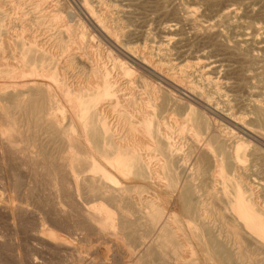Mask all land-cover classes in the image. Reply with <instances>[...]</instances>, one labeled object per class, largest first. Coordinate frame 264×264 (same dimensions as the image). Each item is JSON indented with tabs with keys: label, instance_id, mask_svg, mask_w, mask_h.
Listing matches in <instances>:
<instances>
[{
	"label": "bare ground",
	"instance_id": "obj_1",
	"mask_svg": "<svg viewBox=\"0 0 264 264\" xmlns=\"http://www.w3.org/2000/svg\"><path fill=\"white\" fill-rule=\"evenodd\" d=\"M41 2L46 0H35L36 7ZM1 7L0 77L19 86L3 92L0 82V171L8 190L0 192V212L10 225L17 213L31 215L37 229L29 239L59 255L75 253V264H91L75 245L89 229L109 254L113 245L119 248L118 254L111 251L116 260H105L108 264L119 262L122 252L132 254V264H264V204L239 178L246 155L242 137L264 144L260 131L234 113L211 107L209 96L186 81L188 62L136 57L135 48L117 42L104 18L85 3L81 14L94 36L81 32L79 38L70 37L65 27L48 39L29 31L31 23L60 20L59 9L23 17L21 31L9 33ZM95 36L105 40L117 73L111 74L104 60L87 58ZM124 60L138 70L137 79ZM76 63L85 76L69 80ZM198 63L193 65L198 76L213 83ZM218 87L213 92L221 96ZM62 100L67 119L60 115ZM253 105L249 122L263 127L264 106ZM183 107L187 112H179ZM182 135L192 143L191 165L180 153L177 137ZM249 155L264 162V152L254 148ZM143 178L169 182L175 200L167 202L151 190L145 191L147 198L137 197ZM37 188L43 196L33 208L27 200L10 198V192L32 198ZM48 219L66 220L78 232L66 238L46 224Z\"/></svg>",
	"mask_w": 264,
	"mask_h": 264
},
{
	"label": "rangeland",
	"instance_id": "obj_2",
	"mask_svg": "<svg viewBox=\"0 0 264 264\" xmlns=\"http://www.w3.org/2000/svg\"><path fill=\"white\" fill-rule=\"evenodd\" d=\"M0 2L3 6L1 8L8 14L6 18L8 20H5V24L7 23L5 27L9 29V33L14 31L13 33L15 34L21 31V19L23 17L32 19L40 16L42 13L49 14L50 9H59L61 14L60 20L49 21L44 19L41 23L42 25L30 24V32H33V30L37 34L41 32L43 36L47 37L46 39L50 37V34L54 36L58 30L64 27L68 29V35L72 38H79L81 32L94 36L92 35L94 34L92 28L81 14V4H87L88 7L92 8L93 13L101 15L104 18V23L107 27H110L113 36L117 37L115 39L116 41L118 40L117 42L135 48L136 53L134 52V55L136 57L149 56L155 61L159 60L162 63L171 61L180 65L188 62L190 67L185 69L186 71L183 73L187 76L186 81L192 83L197 89L203 90V93L209 96L206 98L211 107L222 114L234 113L235 117L242 118L247 122L249 128L255 131L258 130L264 135V126L254 127V124L249 122L254 117L255 106L253 102L264 106V80L262 81L264 79V0H46V2H41L40 9L36 7L35 0H0ZM81 19L85 21H81ZM190 19H193V21ZM83 42L85 45L86 40ZM93 42L95 48L91 47L89 49L90 56L87 55V58L94 61L100 60L99 62H103L104 60L105 65L109 69L111 68V74L117 73V70L112 67L113 60L111 56H108V54L112 53L108 51L105 40L95 36ZM73 52L76 55V59H78V52ZM91 52L94 55H91ZM95 54L97 55L96 57ZM7 61L13 62V60ZM125 62L127 66L130 65L133 76L137 79L139 75L138 70L133 68L134 65L130 61L126 60ZM198 62L200 65L205 66L204 68H200H203L206 74L214 80L213 83L207 84L206 81L198 76L200 74L199 67H193ZM84 70L81 63H76V68L68 73V76H70L69 80H74L75 76L83 78L85 76ZM119 78L122 79V76H119ZM151 79L153 78H147V80ZM8 81L11 80L6 78V75L5 78L3 75L0 77V82L3 84L1 85L3 92L15 88ZM155 83L157 82L155 81ZM138 85L140 83L135 82L133 86L134 88L136 86L135 89H139ZM217 87L218 90L220 88L219 92L221 96L213 92V88ZM18 88L19 86H16L14 90ZM182 93L190 96L188 91ZM176 95L174 93V97ZM180 101L182 100L180 99ZM59 103L62 106V113L60 115L63 114V118L67 119V102L62 100V103L61 101ZM182 103L184 104L183 101ZM186 108L183 107L182 110L178 111L185 113L187 112ZM242 139L246 155L243 160L244 164L241 163L242 170H239L241 184H244V187L245 185H251L253 196L257 199L260 198L262 204H264V162L249 155L254 148L259 150V152H264V144L256 140L255 142L252 137L243 136ZM177 140L181 149L180 153L182 155L184 153L186 157V164L193 163V155L190 154L192 143L188 135L179 136ZM176 170L179 171V168ZM17 173H21L19 177L21 176V180L24 181L22 171L17 170ZM0 175V192L7 194L8 190L2 184L4 176L1 171ZM132 180L137 179L133 178ZM141 180L138 179V184L142 185L143 188L137 189V197L147 198L149 196L147 190H151L167 202L175 200V193L166 185L169 182L164 180L161 183L159 181L161 184H158L157 187L155 183L159 182H156L155 179V182H151L150 178H143ZM195 183L197 184L198 182L195 181ZM3 190L6 191L3 192ZM13 193L10 192L11 199H15V196L17 199L14 201L18 202L19 198L22 203L27 200L29 204L31 203L32 208L33 205L37 204L38 198L43 196L39 188L31 192L32 194L34 193L33 195L31 194L32 198L34 197L33 199L29 198L30 194L27 195L29 196L28 199L27 196L21 195L20 197L18 196L20 194L17 193L18 195H16L14 193V195ZM0 214L3 216L0 215V238L3 241L0 244V264H31V261H29L31 259H34L36 264H75L73 262L76 261L75 253L70 257L59 255L40 245H36L35 242L29 239L28 236L33 233L32 231L35 228L37 229V222L34 218V220L31 218V215H26L25 213H19V215L17 213L14 215L13 221L15 224L12 223L14 225L12 226L10 225L11 221H8L1 212ZM47 221H49L46 222V224L49 223L47 224L48 226L51 227V224H54L52 228L61 231V234H64L63 236L66 238L72 239L71 236H74L75 232H78L66 220L58 222L56 219H48ZM30 226L32 227L30 228ZM109 230H111L110 226ZM92 231L91 229L87 230L85 232L86 235L81 237V241H76V253H79L86 263L90 261L91 264L114 263L115 258L111 251H115L118 254L120 253L119 248L113 245L114 249L112 248L110 251L112 255L109 254V252L105 251L107 245L99 246L97 236ZM127 253H121L120 256L123 257L117 262L118 264L133 263L132 254L130 253L129 255ZM105 260H108V262Z\"/></svg>",
	"mask_w": 264,
	"mask_h": 264
}]
</instances>
